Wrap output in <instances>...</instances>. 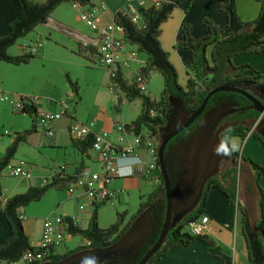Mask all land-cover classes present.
I'll use <instances>...</instances> for the list:
<instances>
[{"label": "trees", "instance_id": "1", "mask_svg": "<svg viewBox=\"0 0 264 264\" xmlns=\"http://www.w3.org/2000/svg\"><path fill=\"white\" fill-rule=\"evenodd\" d=\"M180 0H168L161 3L160 6L141 7L142 23L137 25L130 21L125 7L113 13V21L123 26L124 39L127 44L135 45L138 51L147 54L148 59L143 67L136 70L148 77L151 70H157L163 79V88L159 98H152L143 92H140L136 84L125 78L119 69L112 70L114 76L109 77L112 85V93L117 96L118 102H121L120 93L128 100L139 98L141 101V111L139 115L131 122L125 123L126 129L138 132L141 128L151 131L157 140V148L161 141V129L167 117L168 99L178 98L187 105L189 111H194L203 101L207 93L218 85L244 86L251 81L261 88H264V74L248 63L235 65L232 57L237 54L262 53L264 55V0H255L259 3L258 15L251 21H242L236 11V0H218V10L225 16V28L218 32L217 26L210 20L205 19L204 25L208 33L200 38H193L188 25L182 26V39L175 43V48H188L192 51L191 58L186 63L188 79L185 87H182L177 79V72L168 58V53L161 47L159 41L160 25L170 15L172 9ZM15 17L8 26V31L0 37V61L13 65L27 63L34 53L26 52L25 49L19 55H9L7 48L14 44L18 38L31 31L36 25L45 23L53 9L62 2H72L78 6L92 5L90 0H45L41 3H34L29 0H14ZM211 46L210 61L205 56V50ZM97 47L82 46L78 44L77 53H94ZM73 92H77L76 83L68 79ZM219 96H228L233 100L248 103L246 98L232 92L220 91L213 94L209 99L207 106L213 102L214 98ZM23 106L20 110L23 114H28L32 118L31 127L20 133L15 134L13 142L5 149L0 158V178L1 172L12 159L19 141L36 129L35 123L38 121V111L34 101L28 96L19 95ZM240 102V105L244 103ZM206 106V107H207ZM117 111L118 106L115 105ZM259 114L253 108L245 109L235 113V118L242 120L232 129V138L243 139L249 133L253 123ZM225 132V131H224ZM222 133V138L224 137ZM251 134L257 137L252 130ZM93 133H88L78 139H71L73 146L81 156H86L87 151L92 146ZM168 146V144H167ZM167 146L164 149L166 153ZM264 146V144H263ZM232 165L213 178H209L203 189L202 195L195 208L186 214L174 227H172L161 247L152 254L145 264H149L156 258H159L166 247L174 241H180L182 244H188L193 239L202 238V236L191 235L186 228L189 220L203 216V210L210 187L217 188L226 198L227 204L234 206L242 214V232L245 237L249 260L252 264H264V191L258 183L260 176H264V166L259 165L252 160L247 163L253 171L254 182L257 192L258 217L252 224L244 208L240 207L239 197L236 202V184H237V158L239 152L234 151ZM243 158L241 159L242 162ZM158 163V162H157ZM82 161L76 166L72 174H65L61 171L55 173L50 180L42 186H29L24 192L8 197L2 203V211L9 228V237L3 245H0V261H13L18 259L25 251L32 248L28 237L23 229V217L19 208L25 206L31 201L38 200L50 187L67 189L70 184L76 182L81 172L85 169ZM241 165V164H240ZM159 168V164H158ZM168 171V170H167ZM160 182L150 193L141 196V200L136 212L129 217L127 211L117 213L116 221L105 229L98 227L96 222L95 204L88 219L86 227L79 223H69L68 231L72 235H80L87 242V245L76 246L74 249L62 254L51 253L46 256L44 261L57 262L73 253L85 249L106 248L115 242L118 237L130 226V224L147 208H150L149 214L152 218V228L146 233L142 246L138 249L136 261H138L145 252L157 240L161 225L164 220L166 199L164 196V182L158 169ZM2 188L0 183V198ZM104 203V202H103ZM70 219V218H67ZM261 235V236H260ZM208 245L214 255L227 260V256L212 242ZM107 259H114L119 264H124L120 256L114 258L113 255L101 258L97 261L100 264ZM134 260V261H135ZM41 262V263H42ZM49 262V261H47ZM39 264V263H36Z\"/></svg>", "mask_w": 264, "mask_h": 264}, {"label": "crops", "instance_id": "2", "mask_svg": "<svg viewBox=\"0 0 264 264\" xmlns=\"http://www.w3.org/2000/svg\"><path fill=\"white\" fill-rule=\"evenodd\" d=\"M29 1L34 3H41L45 0ZM127 1L128 0H90L92 5H85L84 8L94 9L96 14H98V23L107 24L113 21V13L119 10ZM149 1L150 0H146L147 3H149ZM217 1L218 0H180L172 9L168 18L160 25V45L168 53L169 61L176 69L177 79L182 87H185L188 79L186 63L191 58L192 51L188 48H175V43L182 39L181 29L183 25H188L189 31L193 38H200L206 35L208 33V30L204 25L205 19L212 21L217 26L218 32H221L225 28L226 19L225 16L218 10ZM72 6L78 10V13L80 12V6L74 3H72ZM101 6H105V8L102 9ZM15 10L14 0H0V37L4 36L7 33L8 26L15 17ZM258 10L259 3L255 0H236V11L242 21L253 20L258 14ZM57 15L60 16V14ZM58 23L63 24L62 19L53 16L49 17L43 24L47 25V29H52L54 26H57ZM72 34V38L74 39L72 42L76 43V47L80 43L82 46H94L96 48L98 39L94 31L92 36L81 35L76 32H72ZM24 45L25 44H23L22 46ZM206 50L208 52L206 53V55H208L211 51V46H208ZM132 52H135V56L132 62L133 68H131L130 65L127 70V73L129 75H133L137 69L143 67L148 59L147 54H140L135 45H130L127 43L124 44L120 52L121 58L131 61L128 53ZM39 54H43L42 46L41 52ZM232 62L235 65L248 63L264 74V55L262 53L237 54L232 57ZM94 63L98 65L97 62ZM2 67L3 66H1L0 63V92L6 94L11 99L14 96H19L20 94L17 93L11 94L10 96L8 92L4 91L5 89L10 88V85H7L5 83L6 79H10L13 77L15 81L19 80L18 71L11 70L12 72H10V70H6L4 72L2 70ZM102 67L109 75V71L104 66ZM108 84L109 80H102L98 83H92V87L96 88L95 94H98V92L103 90L101 88H104L110 94L114 95L109 90ZM29 96L35 98L34 104L36 105L38 116L43 111H64L65 114L63 116H66V120L62 124H57L56 121L51 123V128L53 130V135L51 137L47 136L43 132L42 124L37 121L35 123L36 129L33 132L29 133L24 138V140L17 143L16 151L12 159L9 161L8 165L21 166L29 172L30 175L28 178L16 176L21 178V187H23L24 191L31 185L38 186V179L44 180L51 178L53 175H55V173L61 170L65 174H72L75 171L76 166L79 165L81 161L82 163H84L83 165L86 170L93 169L90 171H100V169L98 168L99 165H97L96 153L91 148H89L87 151V155L81 156L73 146L72 140L67 132V126L70 123L79 121L80 123H82L81 120L76 119V108L82 103V101H84L80 90H77V92L72 91L71 94L70 100H75V107L73 108L75 113L73 114L66 113L67 110L64 106L65 102H59L60 104H57V102H53L50 99H44V101H42L39 96ZM119 96L121 98V94H119ZM8 100L9 99L2 101L4 102ZM96 100L97 99L95 98L94 102H96ZM114 107L115 105L113 104L111 114L118 113V110L116 111ZM25 115L27 116H25V120H23L22 127H14V123L11 122V132L6 129L2 130L0 128V158L3 156L5 149L13 142L15 134L27 130L31 127L32 118L28 114ZM102 115L103 114L98 112L94 114L92 120H89L83 124H91L90 133L106 131L113 135V123L119 120L111 117L112 115H108L109 122H107ZM63 116H61V118ZM121 121L123 120L121 119ZM4 130H6L8 133H4ZM244 139H246V142L243 151L250 156H252V153L253 155H256L257 160H259V162H261V165L264 166L263 145H260V143L258 142L259 140L256 138V136L251 134V132L248 133V135H246ZM67 155H73V160L69 163L65 162L67 160ZM78 156H80V159ZM81 157H87L88 159ZM86 160H91L93 162L92 165L97 166V168L89 166L90 164L86 162ZM116 162L121 167L123 175L121 177L113 178L107 186L109 189L117 192V195L115 197L116 200H118V192L122 190L118 189L120 188L118 185H121L118 184L119 180L124 178L129 179V181H133L134 183H136L137 181L141 183V179H145V177L141 165H132L129 164L126 160L119 158L116 159ZM244 167V175L246 178L245 191L247 192V194H252V200L253 198L254 200H251V204L248 205L245 202V196H247L245 194L244 197H241L242 201H240V207L246 210L250 222L254 224L257 221L258 217V197L253 178L254 173L250 169L249 165L246 164ZM129 168H132V171L130 173L128 172ZM43 174L46 175L44 178H42ZM249 182H251V184H249ZM258 183L264 191L263 175L259 177ZM11 192L8 195H4L2 193L0 198V245H3L9 237V228L3 215L2 203L8 197L12 196ZM76 192L78 194V197H82L85 201V207L90 206L93 210L94 206L90 204L89 200H85L84 195L81 194L82 191L77 190ZM76 199L79 201L78 198ZM88 208L89 207H87V209ZM236 211L237 210L234 206L227 204L226 198L217 188L210 187L203 210V216L208 218L207 231L204 236H202V238L193 239L188 244H182L180 241L172 242L166 247L164 253L159 258L154 259L149 264H252L249 260L247 245L242 232V214L241 211L238 210L237 213ZM65 213L68 214L67 212ZM45 218L43 219V221L41 219L36 220L23 218V229L28 237L31 246L37 245L40 239ZM87 223H85L83 227H86ZM208 241L212 242L213 246L217 247L221 252H223L227 256V260H223L214 255L207 243Z\"/></svg>", "mask_w": 264, "mask_h": 264}, {"label": "rangeland", "instance_id": "3", "mask_svg": "<svg viewBox=\"0 0 264 264\" xmlns=\"http://www.w3.org/2000/svg\"><path fill=\"white\" fill-rule=\"evenodd\" d=\"M57 14H60V16ZM53 16L61 18L63 24L58 23V25L54 26L52 29H47V25L43 23L38 24L7 48V53L9 55H19L24 51L23 49L29 52L28 46L34 45L35 41H38L41 43L43 54H39L41 52V48H39L27 63L19 65L0 61L4 72L6 70H10V72H12L11 70H16L18 71L19 77L17 81H15L13 77L6 79L5 83L10 85V88L4 91L8 92L10 96L11 94L17 93L26 96H39L42 101H44V99H50L53 102H57V104H60L59 102H65L64 106L67 110L66 113L73 114L75 113L73 110L75 107V100H70L72 89L68 82L69 79L71 82L76 83L78 90H80L84 98V101L76 108V119L81 120L82 123L92 120L94 114L98 112L103 114L102 116L107 122H109L108 115H112L111 117L119 121L122 119L126 123L136 119L141 111V101L139 98L130 101L124 94L120 93L121 102H118L117 96L110 94L104 88H101L103 90L95 94L96 88L92 87V83H98L102 80L108 81L109 75L102 66L94 63L96 62L95 53L85 52L83 54H78L76 52L78 46L76 47V43L72 42L74 40L72 38V32L92 36L93 31L80 19L78 10L72 6V2H62L57 5L49 17ZM23 44L25 45L22 46ZM139 53L142 54L144 52L139 51ZM206 53H208L207 50H205V56L210 61V53L208 55H206ZM128 54L131 58L129 63L131 68H133L132 62L135 52ZM162 88L163 79L161 74L157 70H151L147 77L146 94L152 98L158 99ZM95 98L97 99L96 102H94ZM8 99V101L0 102V128L10 131L11 122L14 123V127H22L23 120H25V116L27 115H23L20 111H14L9 102L11 98L8 97ZM113 104L118 106L117 114H111ZM65 120L66 116H63L56 120V123L62 124ZM233 139L239 146L237 152H240L243 158L241 165L237 162L238 180L235 191L238 189L240 201H242L241 197H244L246 194L245 202L250 205L254 198L252 200L253 195L247 194L245 191L246 178L244 175V166L249 163L250 160L259 165H261V162L257 160L256 155H253V153L252 156H250L243 151L246 139ZM258 142L261 145V141L259 140ZM78 157L80 159V156ZM81 158L88 159L87 157ZM66 159L65 162L69 163L73 160V155H67ZM86 162L90 164L89 166L97 168V166L92 165L93 162L91 160H86ZM97 165H99L98 162ZM98 168L100 169V165ZM6 172L7 169L5 167L1 172L0 178L2 193L8 195L12 190H15L11 192L12 196L22 193L24 189L21 187V178L10 176ZM45 176L46 175L43 174L42 178ZM118 184H121L118 185L120 187L118 189H122L118 192L119 199L116 200L115 197L111 201L101 203L96 209V222L98 227L102 229L107 228L116 221L117 213L127 211L126 217H129L136 212L141 196L150 193L155 188V184L146 178L141 179V183L139 181L134 183L133 181H129V179L123 178L119 180ZM249 184H251V182H249ZM42 185L43 180L38 179V186ZM76 198H78L79 201ZM82 201H84L83 198L78 197L76 190L70 196L64 188L50 187L41 198L20 207L19 212L24 219H41L42 221L45 217L50 215L67 212L69 215H76L77 218L79 217L78 223L83 227L90 218L92 207L87 206L89 207L88 209L85 207V209L79 211L78 205L82 203ZM185 229L186 228L183 230L185 231ZM83 245L82 236L66 235L64 242L54 245L53 252L55 254H62L72 250L76 246Z\"/></svg>", "mask_w": 264, "mask_h": 264}, {"label": "built area", "instance_id": "4", "mask_svg": "<svg viewBox=\"0 0 264 264\" xmlns=\"http://www.w3.org/2000/svg\"><path fill=\"white\" fill-rule=\"evenodd\" d=\"M168 0H128L122 7L126 11L128 18L134 24L142 23L141 7L155 6L158 7L161 3ZM80 19L96 33L98 43L97 49L94 52L96 62L104 66L109 71V77L114 76L112 70L119 69L124 74L125 78L136 84L140 92H146L147 78L141 73L134 72L133 75L127 73L130 63L127 59L121 58V50L126 43L124 39L123 26L112 21L107 24L98 23V14L92 8H84L80 6ZM102 9L105 6H101ZM120 10V9H119ZM118 11V10H117ZM116 12V11H115ZM29 52L36 53L41 48V43L35 41L34 45L28 46ZM109 90L112 92V85L109 84ZM118 95V94H116ZM33 101L34 97L28 96ZM8 96L0 92V101L7 100ZM11 106L14 111H20L23 106V101H20L19 96H14L11 100ZM65 114L64 111L53 112L43 111L38 116V121L42 124L43 132L51 137L53 130L51 123L60 119ZM257 121L253 123L252 128L256 126ZM91 124H83L72 122L67 126V132L71 139H78L90 133ZM113 135L106 131L93 133V142L91 149L96 153V160L100 165V171H90L84 169L76 182L69 185L66 189L68 194H72L75 190L82 191L85 200H89L91 205L100 204L110 201L116 196V192L108 188V183L115 177H121L123 171L117 164L116 159L123 157L139 155L143 161L141 165L144 177L152 181L155 186L160 182L158 172L157 158V140L153 133L146 128H141L138 132L126 129L125 123L116 121L113 123ZM4 133H8L4 130ZM242 155L239 152L237 162L241 164ZM8 175L21 176L28 178L29 172L21 166L6 165ZM49 180L44 179L43 184ZM238 189L236 190V202ZM85 201L78 205L79 210L85 208ZM237 210V209H236ZM238 210L236 211V213ZM70 218V219H67ZM208 218L200 216L196 219L189 220L186 229L193 236H204L207 231ZM69 223L77 224L78 218L74 215L55 214L45 218L40 239L36 246L25 251L18 259L13 261H0V264H36L44 261L46 256L53 253L54 245L64 242L66 235H72L68 231ZM88 242L84 239V245ZM75 248V247H74ZM73 248V249H74Z\"/></svg>", "mask_w": 264, "mask_h": 264}, {"label": "water", "instance_id": "5", "mask_svg": "<svg viewBox=\"0 0 264 264\" xmlns=\"http://www.w3.org/2000/svg\"><path fill=\"white\" fill-rule=\"evenodd\" d=\"M220 91H236L248 95L245 91L233 85H218L207 93L201 104L190 116L184 118L181 123L169 130L167 134L161 136V141L157 148V158L160 173L164 182V196L166 199L165 215L157 240L138 261H134L138 255V249L142 246L146 233L152 228V218L149 214L150 208H147L140 213L130 226L110 246L106 248L81 250L57 262H42L39 264H80L82 257L93 255L97 258V261L101 258L113 255L114 258L120 256L124 264H145L152 254L161 247L168 231L195 208L202 195L203 187L207 179L218 171V164L222 159L223 154L217 155L214 150L217 145H210L211 135L215 126H207L203 131H200L199 135L192 138V141L195 143V146L190 149L192 177L190 181L181 185L179 188L172 187L167 173L168 162L165 160L164 149L172 136L186 128L202 112L209 97L213 93ZM251 102L253 103V109L264 119V106L260 104L256 97L251 98ZM256 104L259 105L257 106ZM236 110L239 109L232 108L227 112L220 110L215 112L222 117L223 115ZM240 110L243 109L241 108ZM164 130H167V127H164ZM250 132L251 130L249 133Z\"/></svg>", "mask_w": 264, "mask_h": 264}, {"label": "flooded vegetation", "instance_id": "6", "mask_svg": "<svg viewBox=\"0 0 264 264\" xmlns=\"http://www.w3.org/2000/svg\"><path fill=\"white\" fill-rule=\"evenodd\" d=\"M235 87L245 91L248 94L246 95L236 91H232L246 98V100H248V103L242 102V100L240 99V102L244 103L243 105H240L241 104L240 102H237L228 96H219L217 98H214L213 102L210 103L208 106H207L208 103L207 101L202 112L186 128H184L179 133L172 136L167 142L168 146L166 144L167 150L165 153V160L168 162L167 173L173 188L181 187V185L190 181L192 177L191 176L192 167L190 165V160H191L190 149L191 147L193 148L195 146L194 145L195 143L194 141H192V138L199 135L200 131H203L207 126L208 127L215 126V128L213 129V133L211 135L210 145L216 146L217 145L216 143H219V140L222 138L221 135L225 131V129L234 127L236 124L242 122L241 119L235 118V113L239 111H243L245 109L253 108L252 107L253 103L251 102V98L256 97L259 100L260 104L264 106V88L259 87L258 85L254 84L252 81L250 83H245L244 86H235ZM256 105L258 106L259 104ZM186 107L187 105L186 104L184 105L183 102L178 98L168 99L167 117L163 124V128L161 129V136L163 134H167L169 130L173 129L176 125L181 123L184 118L190 116L194 112V111L192 112L189 111ZM232 108L239 110L229 112L223 115L222 117L217 115L215 112L218 110L227 112ZM241 108L243 110H240ZM256 121L257 124L252 130L257 135L256 138L259 139L261 141V144L263 145L264 119L259 114L255 122ZM164 127H167V130H164ZM232 162H233V153H231L230 155H223L222 159L219 161L218 164V171L209 178H213L217 176L219 173L223 172L225 169L229 168L232 165ZM205 185L206 183L204 184V187ZM47 261L50 262V260L48 259L46 260V262ZM119 263H120L119 259L118 261L114 259H107L105 261H102L100 264H119Z\"/></svg>", "mask_w": 264, "mask_h": 264}, {"label": "clouds", "instance_id": "7", "mask_svg": "<svg viewBox=\"0 0 264 264\" xmlns=\"http://www.w3.org/2000/svg\"><path fill=\"white\" fill-rule=\"evenodd\" d=\"M238 147V144L232 138V129L228 128L225 129L224 137L219 140V143L217 144L214 150L217 155H230L232 152L237 151ZM121 159L126 160L129 164L132 165L139 166L143 164V161L139 155L123 157ZM131 171L132 168H129L128 172L130 173ZM80 264H97V258L94 255L82 257Z\"/></svg>", "mask_w": 264, "mask_h": 264}]
</instances>
